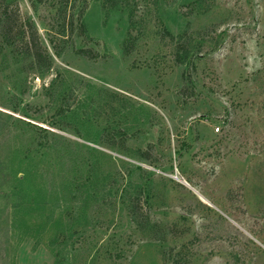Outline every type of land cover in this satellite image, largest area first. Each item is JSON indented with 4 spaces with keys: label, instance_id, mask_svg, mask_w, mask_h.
Here are the masks:
<instances>
[{
    "label": "rangeland",
    "instance_id": "obj_1",
    "mask_svg": "<svg viewBox=\"0 0 264 264\" xmlns=\"http://www.w3.org/2000/svg\"><path fill=\"white\" fill-rule=\"evenodd\" d=\"M0 264H264V0H0Z\"/></svg>",
    "mask_w": 264,
    "mask_h": 264
},
{
    "label": "trees",
    "instance_id": "obj_2",
    "mask_svg": "<svg viewBox=\"0 0 264 264\" xmlns=\"http://www.w3.org/2000/svg\"><path fill=\"white\" fill-rule=\"evenodd\" d=\"M81 27H83L84 30H85L84 24H81ZM127 50H128V47L125 46V51H127ZM177 53H178V52H177ZM175 60H176L177 62H182V61H184V59H183L182 57L177 56V55H176V57H175Z\"/></svg>",
    "mask_w": 264,
    "mask_h": 264
}]
</instances>
